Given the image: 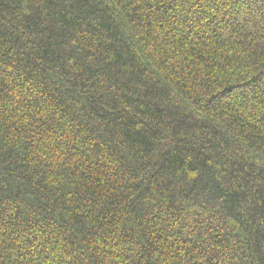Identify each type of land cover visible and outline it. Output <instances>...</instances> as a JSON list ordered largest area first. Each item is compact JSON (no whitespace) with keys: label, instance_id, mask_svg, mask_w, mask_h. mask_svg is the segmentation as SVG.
<instances>
[{"label":"trees","instance_id":"obj_1","mask_svg":"<svg viewBox=\"0 0 264 264\" xmlns=\"http://www.w3.org/2000/svg\"><path fill=\"white\" fill-rule=\"evenodd\" d=\"M0 264H264V0H0Z\"/></svg>","mask_w":264,"mask_h":264}]
</instances>
